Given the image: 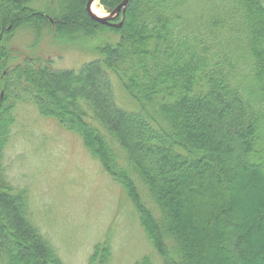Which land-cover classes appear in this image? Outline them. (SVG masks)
Here are the masks:
<instances>
[{"label": "trees", "instance_id": "trees-1", "mask_svg": "<svg viewBox=\"0 0 264 264\" xmlns=\"http://www.w3.org/2000/svg\"><path fill=\"white\" fill-rule=\"evenodd\" d=\"M48 1L0 0V264H64L7 174L23 103L82 138L158 264H264V0H131L118 28L85 0ZM100 1L111 13L123 0ZM22 29L35 51L111 35L79 69H57L14 49ZM110 259L97 244L91 263Z\"/></svg>", "mask_w": 264, "mask_h": 264}, {"label": "rangeland", "instance_id": "rangeland-1", "mask_svg": "<svg viewBox=\"0 0 264 264\" xmlns=\"http://www.w3.org/2000/svg\"><path fill=\"white\" fill-rule=\"evenodd\" d=\"M48 2L57 4V0ZM46 4L47 0H34L31 6L43 9ZM85 4L86 0L87 11ZM93 5L99 16L109 15L100 0ZM96 34L88 38V50L73 42L64 47L51 45L49 37L41 41L38 50H31L33 36L27 29L18 32L12 44L18 52L50 60L54 68L79 69L111 32ZM14 114L5 159L7 174L15 187L28 191L31 218L64 264H92L96 245L107 242L111 249L108 264H135L146 256L152 257L153 264L161 262L132 201L90 154L82 138L54 118L41 115L32 103L19 104Z\"/></svg>", "mask_w": 264, "mask_h": 264}, {"label": "water", "instance_id": "water-1", "mask_svg": "<svg viewBox=\"0 0 264 264\" xmlns=\"http://www.w3.org/2000/svg\"><path fill=\"white\" fill-rule=\"evenodd\" d=\"M95 1L96 0H88L87 2V12L92 20L103 25L114 26L117 28L122 26V22L114 23L113 21L116 18H118V16H120L121 13L125 12L126 7L128 6L131 0H123L122 3L117 8H115L111 13H109V15H107L106 17H100L92 11V6ZM0 36H1V31H0Z\"/></svg>", "mask_w": 264, "mask_h": 264}, {"label": "bare ground", "instance_id": "bare-ground-1", "mask_svg": "<svg viewBox=\"0 0 264 264\" xmlns=\"http://www.w3.org/2000/svg\"><path fill=\"white\" fill-rule=\"evenodd\" d=\"M92 11L96 14V15H101L100 12L98 10H96V8L94 7V5L92 6ZM102 17V16H100Z\"/></svg>", "mask_w": 264, "mask_h": 264}]
</instances>
